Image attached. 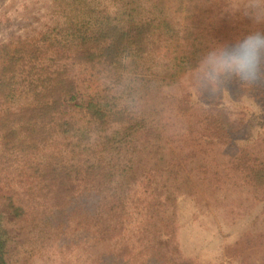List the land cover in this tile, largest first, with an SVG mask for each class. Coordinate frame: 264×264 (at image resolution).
I'll return each instance as SVG.
<instances>
[{
  "label": "rangeland",
  "instance_id": "1",
  "mask_svg": "<svg viewBox=\"0 0 264 264\" xmlns=\"http://www.w3.org/2000/svg\"><path fill=\"white\" fill-rule=\"evenodd\" d=\"M128 10L169 28L147 38L152 54L112 64L100 48ZM257 17L264 0H0L6 263L264 264V177L251 172L264 163V78L219 74L217 88L209 59L264 35ZM68 83L77 107L49 124L39 101ZM223 122L228 136L203 143Z\"/></svg>",
  "mask_w": 264,
  "mask_h": 264
},
{
  "label": "trees",
  "instance_id": "2",
  "mask_svg": "<svg viewBox=\"0 0 264 264\" xmlns=\"http://www.w3.org/2000/svg\"><path fill=\"white\" fill-rule=\"evenodd\" d=\"M165 9H166L165 5L161 4V10L164 12ZM131 12L132 10H128L121 14L118 22L121 21L123 24H118L115 27L110 26V31L114 33V37L110 39V44L103 45L100 48L99 56H104V58L108 57L112 64L120 62L124 58L127 59V57H130V58L134 57L135 54L137 56H140L144 53L152 54L153 52L151 50L150 51L144 50V43L148 41L147 38L149 37L153 38L157 36L159 32H156L157 31L156 28L160 22H162L164 28H167V29L169 28V24H170L169 19L168 21H166V19L159 21L158 19H155V15H151V12H148L147 15L150 17L148 20H146L147 17L146 18L141 17L136 20L131 14H129ZM82 38L87 41L93 38V34L89 36L87 35V33H85V35ZM148 43H150L151 45V41H149ZM86 52H87V55H92V53H88V50H83L81 52L74 51V54H76L75 56L77 57L82 54H86ZM69 84L70 83L66 85H57L56 87L57 89L55 91L57 93H53L52 97L49 96L48 98L51 97V100L47 99L48 102H46L45 99L42 101H39L40 104L37 106L39 109L52 112L48 116V120H50L49 124L53 123V121L56 120L54 117L56 115L59 117L58 120H62V117L66 114L65 111L63 110L64 108L71 107L73 109L77 107V103L74 104L75 100L77 99L79 95V91L76 89L77 85H74L73 87H66ZM43 96H46V94ZM37 107H34V109L39 111ZM207 116L209 115H206L203 118V120H206L212 117V116H209L208 118H206ZM222 116H225V115L222 114ZM222 116L219 114H216V115H213V119L216 121L217 117L219 118ZM61 123L65 124V122H61ZM128 127H132V124H129ZM212 129L215 132L211 130V133L209 135H203L205 138L203 143L207 145L211 143L212 141L215 142V141L222 140L223 136H226V137L228 136L227 133H228L229 127H227V124L225 122L216 123V125H214ZM158 135L159 134L156 131H155V135H152V133L151 134L149 133L148 140L156 139ZM186 139H188L189 141H192L193 143L195 142L194 146L200 145L199 138H194L195 141L188 137ZM136 152L138 151L136 150L132 151V156L128 155V157L118 166L121 175L125 176L128 174V172L124 171L125 167L128 169V171H130V173H133L129 165H131V163L133 162V155ZM192 154L195 155V151ZM176 158H178L177 160L178 163L181 162L180 160L183 159L182 157H176ZM186 159L188 158L186 157ZM172 161L174 165H175L174 161L177 163V161L174 159ZM251 172L252 174L255 175V177L258 180H259L258 176L264 177V163L253 164L251 168ZM89 175L91 174H88L87 176ZM114 185H116V187H121V182L117 180L114 183ZM96 190L98 191V189ZM110 208L112 209V205ZM6 241H7V238L5 237L3 230L0 229V264H7L5 259L3 258V247H5Z\"/></svg>",
  "mask_w": 264,
  "mask_h": 264
},
{
  "label": "clouds",
  "instance_id": "3",
  "mask_svg": "<svg viewBox=\"0 0 264 264\" xmlns=\"http://www.w3.org/2000/svg\"><path fill=\"white\" fill-rule=\"evenodd\" d=\"M261 0H253L254 5H259ZM257 22L261 21L259 17ZM264 52V35L258 32L245 34L242 40L234 41L229 47L222 48L219 54L211 53L210 62L214 72L218 75L212 82L220 86L219 74L236 77L239 81L249 87L254 86L257 81L264 78L261 73V54Z\"/></svg>",
  "mask_w": 264,
  "mask_h": 264
}]
</instances>
